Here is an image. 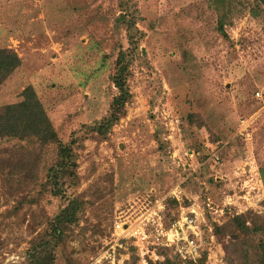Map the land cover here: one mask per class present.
<instances>
[{
	"label": "rangeland",
	"instance_id": "rangeland-1",
	"mask_svg": "<svg viewBox=\"0 0 264 264\" xmlns=\"http://www.w3.org/2000/svg\"><path fill=\"white\" fill-rule=\"evenodd\" d=\"M260 1L0 0V47L21 60L0 85V106L33 87L59 139L77 138L78 180L53 197L45 181L57 162L55 145L0 139V264H28L32 240L75 196L83 210L55 251L57 264H91L112 247L115 264L174 258L155 248L140 260L113 237L115 222L164 198L165 226L180 208L201 212L206 263L227 264L231 241L209 230L249 211L264 221V103L254 98L257 91L264 96ZM119 17L137 31L132 98L104 140L90 128L108 115L117 93L111 77L119 52L132 51ZM249 117L246 130L240 122ZM183 147L198 154L184 158ZM174 191L178 201L170 198ZM229 259L235 263L233 253Z\"/></svg>",
	"mask_w": 264,
	"mask_h": 264
},
{
	"label": "trees",
	"instance_id": "trees-1",
	"mask_svg": "<svg viewBox=\"0 0 264 264\" xmlns=\"http://www.w3.org/2000/svg\"><path fill=\"white\" fill-rule=\"evenodd\" d=\"M254 1L256 4L261 2L260 0ZM251 12L254 17L258 16V8ZM119 22L127 27L132 51L130 53L119 52L111 77L112 85L117 93L111 100L108 115L90 128L93 133L104 140L113 126L126 116V106L132 98L128 78L130 61L135 50L133 47H136L133 39H136L137 31L132 35L131 29L134 26L121 17H119ZM218 31L223 39L229 40L221 22L218 24ZM20 66L21 60L14 50L0 47V85L6 82ZM0 139L33 141L43 146L55 145L57 162L48 168L45 181L53 197H64V187L77 184V163L72 151L77 138H71L66 143L59 139L33 87H25L17 102L0 106ZM83 205L84 202L80 196L68 199L66 206L48 222L45 231L30 243L27 251L28 264H57L55 251L66 239L67 231L79 225ZM211 232L213 237L220 240L227 238L231 241V246H224L227 264H233L229 259L231 253L235 255L234 264H264V221L255 213L249 211L246 215H233L222 225L215 224ZM173 257H165L162 262H149L148 264H206L207 261L206 250L196 261L184 262L176 256Z\"/></svg>",
	"mask_w": 264,
	"mask_h": 264
},
{
	"label": "built area",
	"instance_id": "built-area-1",
	"mask_svg": "<svg viewBox=\"0 0 264 264\" xmlns=\"http://www.w3.org/2000/svg\"><path fill=\"white\" fill-rule=\"evenodd\" d=\"M255 98L258 102L264 103V96L261 92L257 91ZM252 119L253 117L242 119L240 126H244V129L247 130ZM175 123L178 124V120H175ZM181 150L184 158L192 159L196 155L184 147ZM210 159L215 165L221 163L219 157L215 155H211ZM170 198L179 200L175 191L171 193ZM164 200L165 198L155 200L154 205L147 207L131 219L115 222L113 226L115 246L121 247V244H129L139 259L143 261L151 249L155 248L170 249L174 256L184 262L196 261L206 250L203 234L205 216L194 208L189 210L180 208L179 215L168 226H165ZM209 231L211 232V230ZM210 238L212 240L213 237ZM103 259H106L108 264H115V248L112 247L110 254L105 253L91 264H103Z\"/></svg>",
	"mask_w": 264,
	"mask_h": 264
}]
</instances>
